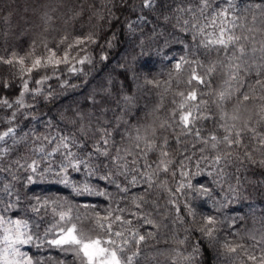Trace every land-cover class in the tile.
Masks as SVG:
<instances>
[{
  "label": "clouds",
  "instance_id": "9594fccd",
  "mask_svg": "<svg viewBox=\"0 0 264 264\" xmlns=\"http://www.w3.org/2000/svg\"><path fill=\"white\" fill-rule=\"evenodd\" d=\"M94 241L264 264V0H0V264Z\"/></svg>",
  "mask_w": 264,
  "mask_h": 264
},
{
  "label": "snow or ice",
  "instance_id": "6c2138e0",
  "mask_svg": "<svg viewBox=\"0 0 264 264\" xmlns=\"http://www.w3.org/2000/svg\"><path fill=\"white\" fill-rule=\"evenodd\" d=\"M71 232V230H69ZM84 255L88 258L89 264H93L94 258L103 256L105 249L100 246L99 241H94L90 244H85L83 247ZM111 260H105L102 264H115V254H112Z\"/></svg>",
  "mask_w": 264,
  "mask_h": 264
}]
</instances>
